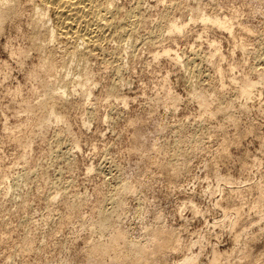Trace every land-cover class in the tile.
I'll use <instances>...</instances> for the list:
<instances>
[{"label": "rangeland", "instance_id": "rangeland-1", "mask_svg": "<svg viewBox=\"0 0 264 264\" xmlns=\"http://www.w3.org/2000/svg\"><path fill=\"white\" fill-rule=\"evenodd\" d=\"M109 2L116 21L140 7L134 37L105 41L85 61H66L62 43L30 48L29 3H19L21 21L4 22L0 264H89L91 247L116 231L152 264H264V0ZM244 81L258 83L247 97ZM224 106L232 111L215 112ZM50 111L62 120L42 124ZM118 185L130 189L119 200ZM105 204L117 214L101 236L94 216ZM156 229L177 246L155 253ZM110 256L102 264H129Z\"/></svg>", "mask_w": 264, "mask_h": 264}, {"label": "bare ground", "instance_id": "bare-ground-1", "mask_svg": "<svg viewBox=\"0 0 264 264\" xmlns=\"http://www.w3.org/2000/svg\"><path fill=\"white\" fill-rule=\"evenodd\" d=\"M109 1L108 0H0V32H2L4 22L10 21V19H12L11 21L19 20V18L21 17V14H22V13L19 14V12H20V10L22 11V9H23L22 6H20L21 4H19V3L20 2H26V3H29L30 6H32L34 8L35 15H36L35 18L34 17H33V19H32V17L30 18L31 19V21H30L31 32L29 33L30 40H31V47L30 48H32L38 52L39 51H43V52L45 51L46 52L47 49H49V44H51V43H54V44L55 43H62L63 46H65L64 44H66V46H68V48H67L68 51L66 50L67 53L66 52L64 53L65 54L64 56H66V58H67L66 61H68V60L71 61L73 59H76L77 57L79 60L81 58L85 59L86 57L88 58V56H90V55L92 56L97 51H100V49L102 48L101 45L105 41H112L113 40L116 42V46L118 45V47H119L123 43H126L127 41H129V38L131 40V38H132L131 36L134 37L133 30H134V28L136 30L135 26L138 23V16H139L138 9L140 7L139 6H138L139 8L134 7V9H131L129 12L125 13L120 21H116L117 18L114 19V17H115L113 15L114 10L110 9L113 7L110 6L111 4L109 5V3H110ZM24 6H25V4H24ZM117 11H118V9L116 10V13H119V11L118 12ZM26 14H27V12H26ZM17 15H19V18L16 17ZM116 15L118 16V14H116ZM27 16H28V14L26 15V17ZM15 17L18 19L17 20L13 19ZM24 18H22L23 21H24ZM200 20L203 24L210 23L212 25H216V26L222 28V30H226V31L229 30L227 28V26H225V22H221L219 19H211L208 16L201 15ZM20 21H21V18H20ZM20 21H19V23H20ZM17 22H15V23H17ZM27 26H29V23ZM181 29H182V26H179L177 24H172V25L168 26V31L179 32ZM135 30H134V32H135ZM151 39H149V40H151ZM61 45L59 44L60 48H61ZM106 45H108V44H106ZM104 47L105 46H103V48ZM64 48H63V50H64ZM61 51H62V49H61ZM45 52H44V54H46ZM101 52H103V51H101ZM49 53H51V52H49ZM195 53H194V55H195ZM40 54L42 55V53H40ZM100 55L101 54H99V56ZM196 55H197V53H196ZM48 57H50V56L48 55ZM48 57H47V59H48ZM188 57H187V59H188ZM63 58H65V57H63ZM196 58L199 59L197 56H196ZM203 58H202V60H203ZM84 59L82 61H85ZM197 59H195L193 57V58H189L186 61V66H187L186 69L188 70V75H189L188 78H195L196 81H197L198 77L201 75V74L199 75L200 71L198 69L199 66L197 67L198 64H195ZM207 59L208 58H206V60ZM61 60L64 61L65 59H61ZM77 60H75V62H77ZM51 62H53V60ZM80 62L81 61H79V64H80ZM49 63L46 64L47 65V67H46L47 71L51 70L52 67H54V66H51ZM262 63L264 64V57H263ZM65 64H66V62H65ZM77 64H75V66ZM64 65H62V66H64ZM260 66H262V64ZM257 73H259V74H257L258 77L263 78L264 70L262 71V73H261V70ZM79 77L81 79H83V81L88 80V77H86V76H79ZM261 80L262 79H259V81H261ZM68 82H67V84H66V82H61L63 84V85L61 84L62 87L63 86L65 87V85L68 86L69 85ZM199 83H201V81H199ZM255 84H258V83H252L250 81H244L239 87L238 95L247 97L249 92L251 91V89L254 87ZM53 92H54V90H51V89L47 88L46 86L44 87V95H46L48 99H52V93ZM62 92L64 93L65 91L63 90ZM62 97H63V95H62ZM196 98L198 100V103H200V105L205 106V103L202 100L201 96H199V98L198 97H196ZM227 107H229V106H227ZM227 107L226 108H225V106L224 107H218L217 110L215 109L216 110L215 112H222V111L224 112L226 109H228V110H226L225 112H228L229 108H231V107H229V108H227ZM213 109H214V107H213ZM231 111H229V112H231ZM209 112H211V110H209ZM212 113L213 112H211V114ZM231 114L232 113H229V116ZM212 115H215V114H212ZM51 116H53L54 119L57 121L62 120V118H59L58 115L55 116L53 111H50L48 113V116L43 119L42 124H46ZM229 121H231V120L229 119ZM104 169H106V168H104ZM100 170H99V172H101ZM101 175H102V172H101ZM116 187H115L116 189L114 192L116 194V197H118L117 195L120 196V194L123 192L124 193L127 192L126 190L129 189L125 185H118ZM262 188H264V186ZM113 191H114V189H113ZM115 194H113V195H115ZM263 195H264V193H263ZM122 196H124V195H122ZM105 197H106V199L104 198V200L106 201L107 196H105ZM113 197L114 196H112V200H109V197H108L110 204H111V201L114 202L116 200L115 199L116 197L114 198L115 200L113 199ZM119 199H120V197H118V200ZM109 202H108V204H109ZM105 203L107 204V202H105ZM117 203H114V204L112 203V204L114 206V210H118L117 213L119 214L122 210V209H120L121 203H119V202H117ZM103 204H104V202H103ZM106 204H105V207H106ZM74 206H71V208H74ZM110 206H112V205H110ZM106 209H109L110 211L112 210V209L107 208V207H106ZM109 210L108 211L105 210L106 212L101 210V211H99V213L97 212V215L94 216V217H96L99 215V217H97L98 220L94 226V228H95L94 230L100 235L104 234L105 232H107V233L109 232V235H110V233H113L112 232L113 221L111 220L112 219L111 215L117 214V213H113L112 211L110 212ZM161 229H159V230H161ZM165 233L166 232L163 231V235ZM104 235H106V234H104ZM163 235H162V232L158 231V230L152 233L151 239L154 242V246L152 245V248H156L155 253L158 252V254H159V252L161 253L162 250H166L167 248H168V250H171V248L169 249V245H171V244H173L172 245L173 247H174V245L177 246V244L175 242H174L175 244L173 242L171 243L170 240L169 239L167 240V238L164 237L165 235L164 236ZM150 236L151 235L149 234L148 237H150ZM166 236H167V234H166ZM168 237H170V236H168ZM107 241H106L107 243H101V242L99 243L97 241L95 245L93 244L94 246L91 247L92 251H90V255L93 256V259H92L91 263L88 262L89 264H102V259L106 256L111 257L110 255H112L114 257L113 259L117 258V260L118 259L119 260L120 259H123V260L127 259L129 261V264H152L153 263L152 260H150V258L147 257V255H146L147 252H146L145 248L143 249L139 244H136L135 243L136 241L133 242V240L132 241L128 240L123 235L122 232H119V231L114 232L113 234H111V237H108ZM168 242H170L171 244H169ZM152 251H154V250H152ZM163 252H165V251H163ZM149 254H150V252H149ZM151 255H152V253H151ZM151 255H149V257L152 258ZM94 256L95 257L97 256L100 259L98 258V260H97V258H94ZM88 259H89V257H88ZM89 260H91V257ZM183 262L188 264L186 260H184ZM192 263H193V260H191L190 264H192Z\"/></svg>", "mask_w": 264, "mask_h": 264}]
</instances>
